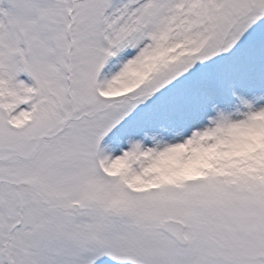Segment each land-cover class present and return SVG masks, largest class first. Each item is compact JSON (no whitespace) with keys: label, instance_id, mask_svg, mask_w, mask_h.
<instances>
[{"label":"snow or ice","instance_id":"6c2138e0","mask_svg":"<svg viewBox=\"0 0 264 264\" xmlns=\"http://www.w3.org/2000/svg\"><path fill=\"white\" fill-rule=\"evenodd\" d=\"M0 264H264V0H0Z\"/></svg>","mask_w":264,"mask_h":264}]
</instances>
